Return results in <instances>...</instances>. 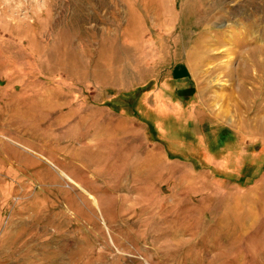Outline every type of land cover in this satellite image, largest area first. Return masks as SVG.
Returning a JSON list of instances; mask_svg holds the SVG:
<instances>
[{
	"label": "rangeland",
	"instance_id": "rangeland-1",
	"mask_svg": "<svg viewBox=\"0 0 264 264\" xmlns=\"http://www.w3.org/2000/svg\"><path fill=\"white\" fill-rule=\"evenodd\" d=\"M0 213V264H264V0H0Z\"/></svg>",
	"mask_w": 264,
	"mask_h": 264
},
{
	"label": "bare ground",
	"instance_id": "bare-ground-1",
	"mask_svg": "<svg viewBox=\"0 0 264 264\" xmlns=\"http://www.w3.org/2000/svg\"><path fill=\"white\" fill-rule=\"evenodd\" d=\"M153 2H157V1H153ZM151 9H152V8H151ZM161 9H162V10H161V13L164 14V17H165V16H168V17H169V20H173V19H174V16H173L172 11H171L170 9H166V8L164 7V5H163V7H162ZM159 11H160V10H159ZM162 22H165V20L163 19ZM244 75H245V74H244ZM113 131L115 132L114 129H113ZM103 135L106 136V138L108 137V135H106V134H103ZM199 184H201V183H199ZM256 189H258V192L255 191V193L257 194V193L260 192V188L258 187V188H256ZM253 206H255V204H253ZM224 218H225V219H226V218L230 219V218H231V212H226V213H224ZM241 218L244 220L246 217H241Z\"/></svg>",
	"mask_w": 264,
	"mask_h": 264
},
{
	"label": "crops",
	"instance_id": "crops-1",
	"mask_svg": "<svg viewBox=\"0 0 264 264\" xmlns=\"http://www.w3.org/2000/svg\"><path fill=\"white\" fill-rule=\"evenodd\" d=\"M171 166H173V165H171ZM174 169H175V166H174ZM255 206H253V204L251 205V209H249V212H250V214H251V211L253 210V208H254ZM0 220H1V213H0ZM1 225V224H0Z\"/></svg>",
	"mask_w": 264,
	"mask_h": 264
}]
</instances>
